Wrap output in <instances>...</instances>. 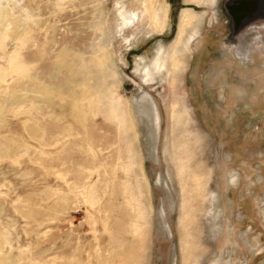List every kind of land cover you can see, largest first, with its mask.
I'll list each match as a JSON object with an SVG mask.
<instances>
[{"label": "rangeland", "instance_id": "374dc122", "mask_svg": "<svg viewBox=\"0 0 264 264\" xmlns=\"http://www.w3.org/2000/svg\"><path fill=\"white\" fill-rule=\"evenodd\" d=\"M0 264H264V0H0Z\"/></svg>", "mask_w": 264, "mask_h": 264}, {"label": "bare ground", "instance_id": "6f19581e", "mask_svg": "<svg viewBox=\"0 0 264 264\" xmlns=\"http://www.w3.org/2000/svg\"><path fill=\"white\" fill-rule=\"evenodd\" d=\"M148 9H149V8H148ZM182 13H183V12H182ZM152 14H153V13H152ZM151 16H152V15H151ZM151 16H150V17H151ZM153 16H154V15H153ZM185 17H186V16H185ZM153 19H154V18H153ZM184 20H185V19H184ZM182 21H183V19H182ZM184 22H185V21H184ZM191 23H192V22H191ZM187 24H188V23H187ZM183 25H184V24H183ZM184 27H185V26H184ZM179 42H180V41H179ZM179 42H178V43H179ZM190 42H191V41H190ZM188 47H189V46H188ZM190 50H191V49H190ZM172 51H173V50H172ZM172 65H174V64H172ZM174 67H175V65H174ZM177 67H178V66H177ZM171 69H172V68H171ZM167 73H168V72H167Z\"/></svg>", "mask_w": 264, "mask_h": 264}]
</instances>
